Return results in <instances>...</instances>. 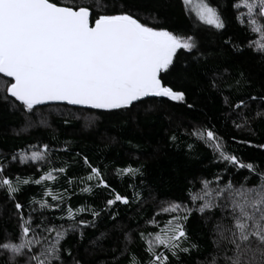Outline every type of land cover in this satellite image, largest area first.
<instances>
[{"label": "snow or ice", "instance_id": "snow-or-ice-1", "mask_svg": "<svg viewBox=\"0 0 264 264\" xmlns=\"http://www.w3.org/2000/svg\"><path fill=\"white\" fill-rule=\"evenodd\" d=\"M182 2L190 5L192 0ZM233 7L239 12L240 22L245 23L246 18L249 31L261 37L260 41L254 40L247 47L264 58V0H239ZM241 8L246 9V13L239 11ZM195 15L204 25L216 30L226 27L219 9L209 0H199ZM142 19L145 22H141ZM154 19L151 14L145 19L133 11L131 5L119 0H0V74L12 78L4 81L2 99L10 103L11 109L17 110L15 102L9 101V96L14 97L29 112L48 101L89 106L109 113L113 110L131 111L145 97L186 102L185 91L175 90L182 84L169 81L168 77L172 75L170 69L178 50L199 53L198 41L195 36L177 35L161 25L149 26V21ZM225 43L231 44V38ZM232 47L237 52L243 51L239 45L232 44ZM191 58L198 61L200 57L193 55ZM239 75L241 79L236 81V88L241 81H246L243 72ZM220 78L213 77V88ZM257 99L255 96L249 98L251 101ZM249 100L241 98L229 103L225 98V103L237 117L232 123L238 130L252 131V118L245 114ZM259 100L264 102V95ZM187 107L193 105L187 104ZM24 115V129L32 127L27 113ZM255 116L264 118V112L257 111ZM64 122L69 121L65 119ZM189 135L212 150L214 160L225 165L224 172L229 166L247 169L250 174H256L257 183L249 185V177H245V182L238 186L231 179L221 186L222 176L217 174L215 187L214 181L201 178L203 187L199 192L188 190L192 207L172 201L161 202V212L177 214L159 232L139 233L146 243L148 259L143 262L130 256L129 264H173V260L176 264H183L181 254L200 251L199 245L190 242L186 230L189 217L193 211L204 215L214 210L220 212L212 230L214 248L209 257L198 264H264V172H257L254 164L242 163L236 155L230 154L214 128H194ZM170 139L175 142L177 136L172 135ZM187 147L191 150L193 145ZM49 157V145L44 144L43 150L21 149L11 156V161L47 162L50 165ZM81 159L89 174L79 178V182H94L82 187L81 192L92 194L94 189H110L101 168L93 166L87 156ZM6 171L4 164L0 163V190H3L5 200L12 203L19 221V232L15 237L7 229L0 234V255L6 254V264H67L64 253L71 259V264H80L72 256L71 249L64 248L61 242L69 233L75 232H79L83 239V227L95 228L101 212H107L117 202L130 204L127 196L110 190L112 198L106 200L100 211L86 207L74 210L68 206V227L63 223L50 225L46 223V217L39 221L33 219L32 213L37 211L34 205L39 204L40 209H45L65 203L67 197L53 194L46 182L66 173L67 166L59 169L49 166L48 171L35 180L6 176ZM125 174L142 176L143 172L131 166L116 169L118 177ZM68 182L72 183L71 180ZM32 183L43 184V196H51L57 203L52 205L43 196L40 201L32 198L27 204L31 211L25 216L23 209L26 205L17 197L25 186ZM140 199V194L134 193L133 201L138 203ZM197 201H200L199 206H196ZM85 211H90L93 219H78V213ZM118 215H110V218L115 220ZM210 219L211 215L205 222ZM149 223L158 225L155 219ZM53 232L55 237L49 242L48 236ZM126 235L131 241V233ZM161 246L165 252L159 251Z\"/></svg>", "mask_w": 264, "mask_h": 264}, {"label": "trees", "instance_id": "trees-1", "mask_svg": "<svg viewBox=\"0 0 264 264\" xmlns=\"http://www.w3.org/2000/svg\"><path fill=\"white\" fill-rule=\"evenodd\" d=\"M119 2L131 5L133 11L145 19L151 14L155 19L149 21V26L161 25L174 34L196 37L199 53L178 50L170 69L172 75L168 77L169 81L182 84L175 90L185 91L186 102L148 98L138 102L131 111L113 110L112 113L67 104H48L34 107L29 112L9 96V101L17 105V110H13L10 103L2 99L4 81L11 79L0 74V163L8 170L5 175L35 180L44 175L49 166L56 169L67 166L66 173L46 182L48 188L67 197L65 203L53 209H40L34 205L37 209L32 213L34 220L46 217V223L50 225L63 223L68 227V206L74 210L86 207L100 211L106 200L112 198L110 190L127 196L130 201L129 205L117 202L107 212H101L95 228L83 227V239L79 232H75L69 233L61 242L64 248L71 249L72 256L80 264H129L130 256L146 262L149 254L139 233L155 234L177 214L161 212V202L172 201L192 207L188 190L199 192L203 187L201 178L214 181L213 187L217 174L222 176L221 186L229 179L238 186L245 182V177H249V185L257 183L256 174H250L247 169L229 166L224 172L225 165L214 160L212 150L189 135L194 128H214L230 154L236 155L242 163L254 164L257 172H264V147H260L264 145V118L255 116L257 111L264 112V102L259 100L264 95V58L247 47L250 42L258 41L259 36L249 31L247 20L242 24L238 19L239 12L233 4L239 0H209L225 20L223 30L204 25L182 0ZM229 38L231 44L225 43ZM232 44L239 45L243 51H235ZM193 55H199V60H193ZM241 72L246 81H241L236 88ZM214 76L222 77L217 80L215 88L211 86ZM252 96L258 99L249 100ZM225 98L229 103L238 102L241 98L249 100L245 114L252 118V131L234 127L232 121L237 117L225 103ZM187 104L193 107L188 108ZM25 113L33 125L27 129H24ZM65 119L69 121L67 124ZM172 135L177 136L175 142L170 139ZM44 144L50 148V165L47 162L11 161V156L21 149L43 150ZM188 144L193 145L191 150ZM83 156H87L93 166L101 168L110 189H94L92 194L81 192L82 187L94 183L79 182V178L89 174L83 165ZM129 166L140 168L143 175H116V169ZM137 192L141 197L138 203L133 201ZM43 193V184L32 183L24 187L17 200L26 205L23 209L25 216L31 211L28 201L32 198L41 200ZM44 197L57 203L52 197ZM0 206V234L7 229L15 237L19 232V221L12 203L5 200L3 190H0ZM117 213V218L112 220L110 215ZM209 215L212 219L206 223ZM61 216L65 219H59ZM219 217V210L204 215L193 211L186 230L190 242L199 245L200 251L181 254L183 264H198L209 257L214 248L212 230ZM78 219L87 221L93 217L90 211H85L78 213ZM152 219L158 225L149 223ZM128 233H131V241L127 239ZM54 237L53 232L48 236L49 242ZM159 251L166 250L160 247ZM63 258L71 264L66 253ZM170 259L173 258L170 256ZM0 264H6V254L0 255ZM173 264H176L174 260Z\"/></svg>", "mask_w": 264, "mask_h": 264}, {"label": "rangeland", "instance_id": "rangeland-1", "mask_svg": "<svg viewBox=\"0 0 264 264\" xmlns=\"http://www.w3.org/2000/svg\"><path fill=\"white\" fill-rule=\"evenodd\" d=\"M199 3V0H192V3L190 4V5H187V7H188V9H189V11L196 17V15H195V8H196V6H197V4ZM246 9H243V8H241V12H245L246 13ZM245 20H246V18H245ZM261 40V37H259L258 38V41H260ZM49 189H51L50 187H49ZM52 190V189H51ZM52 192H53V194H62V193H60V191H53L52 190ZM49 197H51V196H49ZM44 199H46L50 204H52V205H55V203L53 202V201H50L47 197H44ZM40 201V200H39ZM199 203H200V201H197V204L199 205ZM37 206L39 207V204H37ZM53 208H56V207H51V209H53ZM181 212H182V210H181ZM162 228H164V227H162ZM161 228V229H162ZM159 232V231H158ZM161 247H163V246H161Z\"/></svg>", "mask_w": 264, "mask_h": 264}, {"label": "water", "instance_id": "water-1", "mask_svg": "<svg viewBox=\"0 0 264 264\" xmlns=\"http://www.w3.org/2000/svg\"><path fill=\"white\" fill-rule=\"evenodd\" d=\"M1 75H3V74H1ZM4 76V75H3ZM6 77V76H5ZM7 78H9V79H11L12 80V78H10V77H7ZM12 98H14V97H12ZM148 98H166V97H145L143 100H145V99H148ZM15 99V98H14ZM48 104H67V105H70V104H68L67 102H63V101H48V102H45V103H43V104H41V105H37V106H43V105H48ZM37 106H35V107H37ZM70 106H75V107H81V108H87V109H93V108H91V107H89V106H81V105H70ZM101 110V109H100Z\"/></svg>", "mask_w": 264, "mask_h": 264}]
</instances>
